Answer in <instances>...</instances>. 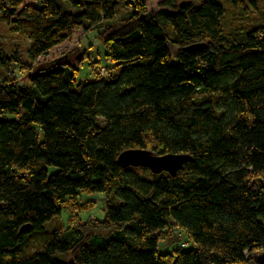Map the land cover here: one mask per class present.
<instances>
[{"label": "trees", "instance_id": "1", "mask_svg": "<svg viewBox=\"0 0 264 264\" xmlns=\"http://www.w3.org/2000/svg\"><path fill=\"white\" fill-rule=\"evenodd\" d=\"M150 7L0 0L30 41V63L2 52L0 73L31 71L28 84L0 80V264H256L264 252V0ZM78 30L97 32L108 78L79 82L65 55L32 72ZM129 149L191 161L155 175L119 165ZM82 194L106 195L104 219L63 225ZM173 229L191 246L162 254Z\"/></svg>", "mask_w": 264, "mask_h": 264}, {"label": "rangeland", "instance_id": "2", "mask_svg": "<svg viewBox=\"0 0 264 264\" xmlns=\"http://www.w3.org/2000/svg\"><path fill=\"white\" fill-rule=\"evenodd\" d=\"M40 1V0H31ZM151 5L150 9H157V5L160 0H145ZM130 10L122 8L119 13V18L123 14L129 13ZM264 22V21H263ZM262 22V23H263ZM30 41L18 33H14L10 30V27L2 20L0 15V53L5 52L7 54H13V51L20 52V58L23 61H28V47ZM66 57L68 62L79 68L78 77L79 82L92 80L93 78H108L110 71H112V63L104 57V49L102 43L98 40L97 32L92 31L85 33L83 30H78L74 33L73 37L65 44L52 50L48 55L42 57L32 64L33 71L38 69L37 64L46 62H52L62 56ZM12 63L4 65L1 69L0 80L5 77H16L20 84H28V77L31 73L26 64ZM14 118V117H10ZM107 197L103 194L87 195L82 194L78 200L77 205L75 203L69 204L63 214L62 223L67 226L73 220L78 219L74 212H78L80 217L86 222H97V220H103L105 217ZM170 232V233H169ZM165 240L159 244V251L162 254L172 252L174 249H186L191 246V242L185 233L178 231H169ZM262 253L257 254L258 257ZM256 257V263H257Z\"/></svg>", "mask_w": 264, "mask_h": 264}, {"label": "water", "instance_id": "3", "mask_svg": "<svg viewBox=\"0 0 264 264\" xmlns=\"http://www.w3.org/2000/svg\"><path fill=\"white\" fill-rule=\"evenodd\" d=\"M204 48L205 45H196L188 48V51L195 52ZM190 161L191 156L187 154L159 156L146 149H129L121 153L118 158L119 165L124 168H144L155 175L167 173L172 177H177L178 173L184 170L185 165ZM256 264H264V252L257 257Z\"/></svg>", "mask_w": 264, "mask_h": 264}]
</instances>
